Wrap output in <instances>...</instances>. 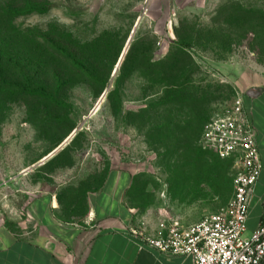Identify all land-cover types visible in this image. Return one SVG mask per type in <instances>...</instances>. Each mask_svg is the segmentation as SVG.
Instances as JSON below:
<instances>
[{
	"label": "rangeland",
	"instance_id": "obj_1",
	"mask_svg": "<svg viewBox=\"0 0 264 264\" xmlns=\"http://www.w3.org/2000/svg\"><path fill=\"white\" fill-rule=\"evenodd\" d=\"M144 4L0 0V225L30 229L40 195L82 215L111 168L135 173L128 202L145 230L193 224L232 198L233 164L201 137L240 93L238 76L264 74V0Z\"/></svg>",
	"mask_w": 264,
	"mask_h": 264
},
{
	"label": "crops",
	"instance_id": "obj_2",
	"mask_svg": "<svg viewBox=\"0 0 264 264\" xmlns=\"http://www.w3.org/2000/svg\"><path fill=\"white\" fill-rule=\"evenodd\" d=\"M143 1L142 12H179L191 0ZM240 81L262 163L246 222L250 234L264 221V74L243 73L237 84ZM134 178L131 169H109L102 185L88 193L85 212L72 219L60 214L51 195L32 198L27 209L30 229L20 232L7 221L0 225V264H193L191 256L138 248L128 229L137 225L128 202ZM156 230L146 229L149 234Z\"/></svg>",
	"mask_w": 264,
	"mask_h": 264
},
{
	"label": "built area",
	"instance_id": "obj_3",
	"mask_svg": "<svg viewBox=\"0 0 264 264\" xmlns=\"http://www.w3.org/2000/svg\"><path fill=\"white\" fill-rule=\"evenodd\" d=\"M201 141L220 158L234 161V193L218 212L184 225L166 221L155 234L130 225L129 234L140 250L191 256L193 264H264V221L248 236L246 222L261 169L255 129L237 92L231 107L205 125Z\"/></svg>",
	"mask_w": 264,
	"mask_h": 264
},
{
	"label": "water",
	"instance_id": "obj_4",
	"mask_svg": "<svg viewBox=\"0 0 264 264\" xmlns=\"http://www.w3.org/2000/svg\"><path fill=\"white\" fill-rule=\"evenodd\" d=\"M139 21L140 20H138V22H137V24H136V26H135V28H134V30H133V32L131 33V35H130V38H129V40H128V42H127V44H126V46H125V49H124V51L122 52V54H121V56H120V58H119V60H118V62H117V65H116V67H115V69H114V74L113 75H115L116 74V72H117V70H118V68H119V66L121 65V63H122V61H123V59H124V56H125V54H126V52H127V49H128V47H129V44H130V42H131V40H132V38H133V35H134V33H135V31H136V28H137V26H138V24H139ZM107 91L108 90H106L103 94H102V96H101V98H100V100H99V102H101V100H103L104 98H105V96H106V94H107ZM98 102V103H99ZM98 106H99V104H98ZM77 131H78V129H74L65 139H64V141L62 142V143H60L57 147H55L51 152H49L46 156H44L43 158H41V161H40V163H45L48 159H50L51 157H53L60 149H62L75 135H76V133H77Z\"/></svg>",
	"mask_w": 264,
	"mask_h": 264
},
{
	"label": "trees",
	"instance_id": "obj_5",
	"mask_svg": "<svg viewBox=\"0 0 264 264\" xmlns=\"http://www.w3.org/2000/svg\"><path fill=\"white\" fill-rule=\"evenodd\" d=\"M130 43H131V42H130ZM129 46H130V44H129ZM128 49H129V47H128ZM128 49H127V50H128ZM126 53H127V52H126ZM125 55H126V54H125ZM120 56H121V55H120ZM119 58H120V57H119ZM118 60H119V59H118ZM117 62H118V61H117ZM117 71H118V70H117ZM116 73H117V72H116ZM106 90H107V89H105V91H106ZM105 91H104V92H105ZM104 92H103V93H104ZM103 93H102V94H103ZM208 122H209V121H208ZM208 122H207V123H208ZM207 123H206V124H207ZM206 124H205V125H206ZM75 129H76V128H75ZM73 130H74V129H73ZM73 130H72V131H73ZM203 130H204V129H203ZM72 131H71V132H72ZM71 132H70V133H71ZM77 132H78V131H77ZM202 132H203V131H202ZM70 133H69V134H70ZM69 134H68V135H69ZM68 135H67V136H68ZM67 136H66V137H67ZM66 137H65V138H66ZM63 141H64V140H63ZM63 141H62V142H63ZM179 141H180V140H179ZM62 142H61V143H62ZM57 146H58V145H57ZM57 146H56V147H57ZM207 149H208V148H207ZM50 152H51V151H50ZM46 155H47V154H46ZM46 155H45V156H46ZM55 155H56V154H55ZM55 155H54V156H55ZM216 155H217V154H216ZM54 156H53V157H54ZM217 157H218L219 159H221V160H228V161H230V162L233 164V166H234V161H233V159H231V158L223 159V158H220L218 155H217ZM51 158H52V157H51ZM134 180H135V178H134ZM103 181H104V180H103ZM102 183H103V182H102ZM133 184H134V182H133ZM101 185H102V184H101ZM101 185H100V186H101ZM100 186H99V187H100ZM132 186H133V185H132ZM99 187H98V188H99ZM98 188H97V189H98ZM131 189H132V187H131ZM131 189H130V191H131ZM129 194H130V192H129ZM129 194H128V198H129Z\"/></svg>",
	"mask_w": 264,
	"mask_h": 264
}]
</instances>
